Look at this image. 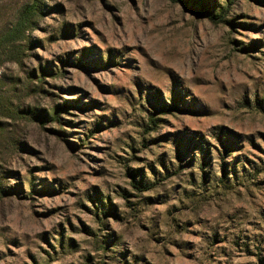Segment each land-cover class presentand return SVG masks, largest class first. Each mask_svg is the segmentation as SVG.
<instances>
[{"label":"rangeland","instance_id":"1","mask_svg":"<svg viewBox=\"0 0 264 264\" xmlns=\"http://www.w3.org/2000/svg\"><path fill=\"white\" fill-rule=\"evenodd\" d=\"M182 1L0 0V264H264V0Z\"/></svg>","mask_w":264,"mask_h":264},{"label":"trees","instance_id":"2","mask_svg":"<svg viewBox=\"0 0 264 264\" xmlns=\"http://www.w3.org/2000/svg\"><path fill=\"white\" fill-rule=\"evenodd\" d=\"M173 1L184 4L182 0ZM36 7V4H32L23 8L14 25L4 34L3 38L0 40V46H3L4 44L11 45L17 41H20V38H24L25 32L30 30L33 23L35 12L37 11ZM202 13L205 14L208 19L214 20V17L207 10H202ZM150 121L154 125L155 120L151 119Z\"/></svg>","mask_w":264,"mask_h":264}]
</instances>
